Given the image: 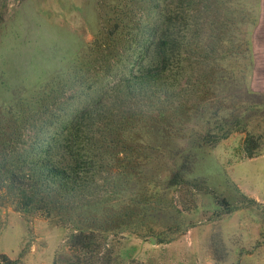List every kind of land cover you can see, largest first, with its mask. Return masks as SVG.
Returning a JSON list of instances; mask_svg holds the SVG:
<instances>
[{
    "label": "rangeland",
    "instance_id": "1",
    "mask_svg": "<svg viewBox=\"0 0 264 264\" xmlns=\"http://www.w3.org/2000/svg\"><path fill=\"white\" fill-rule=\"evenodd\" d=\"M118 2L0 0V169L87 102L74 72ZM189 16L194 87L169 121L128 133L133 167L94 212L121 214L113 264H264V0H192ZM70 231L0 190V255L51 264Z\"/></svg>",
    "mask_w": 264,
    "mask_h": 264
},
{
    "label": "trees",
    "instance_id": "2",
    "mask_svg": "<svg viewBox=\"0 0 264 264\" xmlns=\"http://www.w3.org/2000/svg\"><path fill=\"white\" fill-rule=\"evenodd\" d=\"M191 5L192 0H120L89 49L86 69L74 72L84 77L87 102L65 116L63 127L2 165L0 190L19 212L40 213L71 228L51 264H113L109 238L121 214L112 207L100 217L94 212L110 203L113 174L133 167L123 161L128 133L169 121L194 87L183 63L193 55L196 37L180 28L189 23ZM252 141L247 136L244 142L248 155ZM0 264L22 261L2 254Z\"/></svg>",
    "mask_w": 264,
    "mask_h": 264
}]
</instances>
